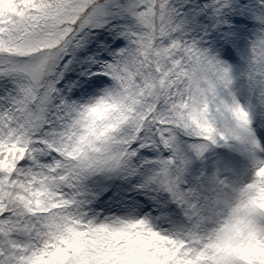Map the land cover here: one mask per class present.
Segmentation results:
<instances>
[{
	"label": "snow or ice",
	"instance_id": "6c2138e0",
	"mask_svg": "<svg viewBox=\"0 0 264 264\" xmlns=\"http://www.w3.org/2000/svg\"><path fill=\"white\" fill-rule=\"evenodd\" d=\"M257 208L264 0H0V264H264Z\"/></svg>",
	"mask_w": 264,
	"mask_h": 264
},
{
	"label": "clouds",
	"instance_id": "9594fccd",
	"mask_svg": "<svg viewBox=\"0 0 264 264\" xmlns=\"http://www.w3.org/2000/svg\"><path fill=\"white\" fill-rule=\"evenodd\" d=\"M261 201L257 200V204ZM240 209L241 216H247V212L244 208L243 203L241 202L239 192L235 193L232 197L230 206H225L221 209L220 213L217 215V224L215 230L212 232V236L215 239L216 233L223 228L225 221L229 220L233 212L236 209ZM257 231L261 234H264V209L257 208L255 216L252 217ZM221 235H223L221 233ZM226 246L233 252L235 255H239L244 252L246 249L252 247L248 243L240 240L239 238H230L224 241Z\"/></svg>",
	"mask_w": 264,
	"mask_h": 264
}]
</instances>
